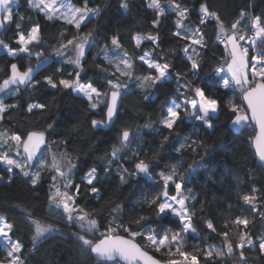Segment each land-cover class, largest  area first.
I'll use <instances>...</instances> for the list:
<instances>
[{"label": "trees", "instance_id": "1", "mask_svg": "<svg viewBox=\"0 0 264 264\" xmlns=\"http://www.w3.org/2000/svg\"><path fill=\"white\" fill-rule=\"evenodd\" d=\"M72 1L81 5V0ZM16 2L13 23L6 26L1 38L12 48H18L19 45L14 42L18 34H28L31 28L38 24L40 43L30 46L32 52L42 51L45 56L53 57L55 62L37 76L36 79L40 83L34 88L20 90L16 94H13L12 89L11 92H7L4 103L16 104L18 107L9 108L4 113L0 129L18 133L22 137H26L32 131H44L47 136L46 146L51 148L52 153H63L67 148L77 161L73 188L77 184L80 185V195L76 199V204L96 215L101 221V231H104L109 222V212L114 203L123 205L122 211L117 215L126 225L135 218L141 216L145 218L140 224L131 225L133 231H145L148 228H155L157 232L161 229L178 231L181 227L178 218L165 215L157 220L154 211L156 204L150 203L153 196L159 194L163 188L159 174L161 172L167 174L171 166L176 165L184 179L182 190L189 198L186 204L191 215V223L196 229L195 234L188 233L183 250L197 255L199 264H240L235 256L231 259L214 257V261H206L203 253L197 249L204 248L207 244L220 245L222 237L217 233L222 231L229 232V239L235 246L239 230L231 221L235 217H245L251 221L248 230L254 241L252 248L245 249V254L254 264H264V256L258 250L260 238L264 237V203H261L264 201V169L253 150L251 129L241 131L231 127L235 114L230 110L229 104L244 107L242 94L236 90L223 89L213 74L217 68L223 66L226 59L224 46L216 39L218 34L216 22L209 20L206 24L200 25L207 47L199 50L200 68L194 75L190 61L183 51L190 41L173 35L176 31L175 13L168 10L164 16L159 17V25L154 27L153 20L157 19V14L155 10L147 7V0H88L89 6L101 8V14L98 17H91L82 24L79 34L91 31L100 42L86 53L81 82H91L102 91L107 90L104 81L111 78L108 72H111L112 68L98 55L100 49L109 43L106 37L117 35L124 50L134 61L133 78L131 80L121 78L122 82H129L132 88L126 95L123 94L115 123L109 130L103 131L95 130L91 121L105 118L104 105L93 110L89 107L88 101L76 95L73 90H65L62 87L53 89L44 82V77L48 75H52L54 80L74 79L75 72L79 71L74 65L51 56L52 49L60 41L76 34L74 26L62 21L47 20L43 14L30 7V0ZM123 2L128 3L127 10L121 7ZM179 2L189 7V19L185 23L192 26L199 25L202 15L200 6L204 3L208 5L210 11L220 16L226 28L239 18L241 11L247 13L249 18L252 15L264 17V0H179ZM167 3L168 0H161L163 6ZM137 34H158L159 47L146 40L137 49L133 40ZM144 52L152 53L150 58L154 60L163 56L161 62L170 63L169 72L172 76L182 81L188 80L192 85L204 87L206 94L209 92L215 94L219 101V109L212 119L213 129H206L201 126V122L185 119L183 115L181 122H178L171 133L161 126L160 121L164 118L165 110L173 100H178L176 89L179 85L174 77L166 87L161 88L157 85L151 96L148 94L153 88H140L135 76H143L151 71L138 59ZM12 63H16L24 70L29 64L34 67L36 59L10 58L6 54H0V82L9 75ZM102 68H108V72L102 71ZM209 85L212 87L209 88ZM146 95L148 99L144 98ZM32 103H44L47 108L34 109L29 113L27 107ZM244 109L247 111L245 107ZM148 122H152V128L144 127ZM48 124H52L53 127L49 129ZM123 129L130 130L133 136L138 134L139 139L133 140L128 148L123 149L118 160L113 161L111 171L105 172L106 159L110 158L113 145L119 144V134ZM165 135L168 136L167 141L163 140ZM189 137L202 140L204 145L198 147L196 151L187 146L180 149V144ZM133 150L140 153V156H134ZM48 154L50 152H47L45 158L49 160ZM138 159H145L149 163L150 176L146 177L141 173L129 179L127 183H121L118 175L120 167L133 172ZM93 167L97 169L99 176V181H95L94 184L99 187V197L102 198L90 193L88 189L91 186L83 179ZM3 169L0 164V175L4 177L0 180V216L4 217L6 223L14 226L12 238L19 239L23 245L19 255L24 264H105L97 261L90 253L82 254L79 243L71 235L76 228L67 227L60 217L53 216L48 199L53 172L44 170L40 183L33 188L18 173H12V182L8 183L9 173ZM253 189L256 190L255 193ZM168 193L169 197L175 195V188L171 183ZM244 194H255L258 197V211L243 203L241 197ZM33 218L46 222L59 231L34 245L31 239L34 234V226L31 223ZM208 220L216 226L217 233H212L206 227ZM242 228L243 226H239V229ZM118 234L128 237L122 230H119ZM143 239L138 236L135 241L140 243ZM144 249L163 262L168 259H179L163 255V250L155 252L151 246ZM8 259L0 243V260L7 264Z\"/></svg>", "mask_w": 264, "mask_h": 264}, {"label": "snow or ice", "instance_id": "2", "mask_svg": "<svg viewBox=\"0 0 264 264\" xmlns=\"http://www.w3.org/2000/svg\"><path fill=\"white\" fill-rule=\"evenodd\" d=\"M16 0H0V35L7 25L13 23V5ZM30 7L42 12L47 20H62L68 25L74 26L76 34L71 38L62 40L52 49L51 56L59 57L63 62L70 63L79 71L75 72L74 79H58L54 80L52 75L44 77L46 85L53 89L62 87L65 90L71 89L74 92L81 94L89 103V107L93 110L104 105L106 112L104 119H93L91 121L93 128H107L114 124V117L117 114L118 106L121 102L122 94L126 95L125 90L128 85L122 82L121 78L131 80L134 76V61L129 53L124 50L123 44L117 35L106 37L109 43L105 44L98 55L102 60L112 68L108 72V68H102V71L108 72L111 78H106L104 83L107 85V90L102 91L100 88L93 86V83L81 82V72L85 62L86 52L96 47L99 44V38L93 36L91 31L79 34L81 25L89 20V17H98L101 14L99 6L89 7L88 0H81V6H74L70 0H30ZM121 7L128 9V3L123 2ZM147 7L155 10L157 19L153 20V25H159V17L166 13V9L175 13L176 31L173 35L180 37L190 43L183 48L187 60L190 61L191 70L196 75L200 68L199 50L207 47L204 40V33L200 25L206 24L209 20L216 22L218 26L217 41L224 45L227 50V58L223 61V66L214 71V75L220 77V86L225 89H238L242 94L243 100L246 102L247 111L244 107L236 104H229L230 110L235 114L231 124L234 128L244 131L253 132L252 143L255 147V154L258 156L260 166L264 168V17L260 15H252L250 18L244 11L240 12L239 18L233 22L230 27H225L220 16L210 11L206 3L200 6L202 13L199 25L192 26L185 24L189 19V7L183 5L179 0H168L166 6H162L161 0H149ZM21 19H23L21 17ZM242 21L244 23H242ZM248 25V27H245ZM86 26V25H85ZM19 27V25H17ZM63 35V33H62ZM137 49L144 43L145 40L151 41L159 47V36L157 35H140L133 37ZM15 44L18 48H12L4 39L0 38V48H3L7 55L13 58H27L31 60L33 56L36 59V64L33 67L31 64L26 69L21 68L16 64L10 65V74L0 82V93H5L10 87L13 94L20 91L21 86L25 88H34L40 83L37 80V72L50 62V57L45 56L44 52L33 53L30 46L40 43V26H33L28 34L20 33L15 39ZM196 45L198 48H193ZM191 49V52H190ZM23 54V55H22ZM152 53L144 52L138 57L143 65L147 66L148 74L143 76H135L140 88H155L159 85L161 88L166 87L172 80V75L169 72L170 63L163 61V56L158 60L151 59ZM99 66V65H98ZM230 74L228 78L221 76L225 71ZM61 71V69H57ZM71 75V73L69 74ZM180 74H177L179 76ZM176 89L179 94V102H173L171 106L165 110L164 118L160 121L163 128L168 129L171 133L174 128L181 122L182 115L185 119L201 122V126L206 129H213L212 119L214 114L218 112L219 101L215 98V94L209 92L206 94L205 88L200 85H192L190 81H177ZM209 88L212 85L208 86ZM148 99L146 95L144 97ZM18 105H8L0 99V121L4 119V113L9 108H16ZM47 105L44 103H32L28 105L27 112L31 113L34 109L44 110ZM49 129L53 127L48 124ZM145 128H152V122L144 125ZM120 140L118 145H113L110 158L106 159L105 172L111 171L113 161L118 160L119 153L123 149L128 148L133 140L139 139V135L133 136L130 130H121ZM168 136H163V140L167 141ZM65 144L67 142L65 141ZM46 145V135L44 131H32L22 137L20 134L10 132L6 129H0V164L4 166L3 171L9 173L8 183L12 182V173L14 170L29 178V183L35 188L41 181L42 171L48 170L54 174L51 177L52 184L49 191V207L53 210H58L65 214L66 221L71 224L76 231L71 235L75 237L80 245L81 253L94 254V257L105 264L113 262V264H199V258L193 253L183 250V244L188 233H196V229L191 223V215L186 204L188 201L187 195H181L184 179L178 172L177 166L172 165L170 171L165 174L161 172L159 179L163 182L161 192L154 195L151 199V204H156L154 209L157 220L165 215H172L178 218L181 225L178 231L161 229L157 232L155 228H148L145 231H133L131 225L140 224L145 218L143 216L135 218L129 224H125L124 220L117 214L123 209L120 203H114L109 212V222L104 231H101V221L93 212L85 210L76 204V199L80 195V185H75L74 169L77 168L76 158L65 149L63 153H51V160L44 158L41 153V148ZM202 140L186 138L179 148L184 149L186 146L196 151L198 147H202ZM162 146V145H161ZM51 152V148L46 149ZM134 156L139 157L140 153L133 150ZM207 154V153H205ZM39 156V158H38ZM35 165V166H34ZM150 176V165L145 159H138L134 165V171L129 172L127 168L120 167L119 180L121 183H127L129 179L139 174ZM4 177L0 175V180ZM87 185L91 186L88 190L90 193L99 197L100 189L94 184V181H99L97 169L91 168L83 178ZM155 182V181H154ZM173 184L176 195L169 197L168 187ZM253 189V193H255ZM163 197V199H161ZM102 198V197H99ZM245 205H250L253 210L257 208L258 197L255 194H244L241 197ZM157 201H160L157 203ZM264 203V201H261ZM30 215V214H29ZM4 221V217L0 216V222ZM34 226V234L32 236L33 244L42 241L54 232H58V228L38 219H31ZM232 224L237 226L239 230L238 240L235 243L229 239V232L222 231L217 233V228L211 220L206 221V227L212 233H217L222 237L220 245L207 244L204 248L197 250L203 253L206 261H214L227 257L231 259L233 256L238 258L240 264H254L252 260L245 254L246 248H252L254 245L248 225L251 221L245 217H235ZM239 226H243L239 229ZM13 225L3 223L0 226V241L4 250L7 253V264H24L22 257L19 255L23 250V245L19 239L12 238ZM227 227V224L224 225ZM122 230L127 233L128 238L118 234ZM97 234H99L97 236ZM144 239L137 243L136 237ZM151 246L155 252H161L168 257H179V259H168L162 262L159 259L149 255L145 247ZM259 253L264 256V237L260 238L258 244ZM0 264H4L0 260Z\"/></svg>", "mask_w": 264, "mask_h": 264}, {"label": "rangeland", "instance_id": "3", "mask_svg": "<svg viewBox=\"0 0 264 264\" xmlns=\"http://www.w3.org/2000/svg\"><path fill=\"white\" fill-rule=\"evenodd\" d=\"M148 2H149V0H147ZM70 2L74 5V6H77V7H79V6H81V5H78V4H75L72 0H70ZM17 6V2H15V4L13 5V8L15 9V7ZM163 6V5H162ZM89 7H91V6H89ZM32 8V7H31ZM33 10H35L36 12H39V13H41V14H43L42 12H40L39 10H37V9H35V8H32ZM166 12H168V10L166 9ZM44 15V14H43ZM45 16V15H44ZM91 18V16L89 17V19ZM54 21H62V20H54ZM62 22H64V21H62ZM85 22H87V21H85ZM186 24V23H185ZM0 38H1V35H0ZM146 41V40H145ZM223 45V44H222ZM224 46V45H223ZM193 48H198V46H196V45H193L192 46ZM225 49V48H224ZM190 52H191V49H190ZM87 53V52H86ZM225 53H226V58H227V50L225 49ZM0 54H6L7 55V52L3 49V48H0ZM23 55V54H22ZM8 56V55H7ZM10 57V56H9ZM34 57V56H33ZM10 58H13V57H10ZM35 58V57H34ZM59 60L60 61H62V59L61 58H59ZM63 62V61H62ZM147 67V66H146ZM152 71V70H151ZM221 76H224L225 78H228L229 76H230V74L229 73H227V70H226V67H225V71L224 72H222L221 73ZM176 78V80L178 81H181L182 82V80L181 79H179L178 77H176V76H172V78ZM217 79H218V81H219V83H220V77H218V76H215ZM122 80V79H121ZM127 85H128V87H127V89L125 90V92H127V91H129V90H131V86H130V83L129 82H127ZM236 91H238L239 92V90L238 89H236ZM9 92H11V91H9ZM74 92V91H73ZM154 92V88H153V90H152V92H149V96H151L152 95V93ZM76 95H78V96H81L82 98H84L81 94H78V93H76V92H74ZM6 95H8V93H6L3 97H0V99H3L4 100V97L6 96ZM178 96H179V94H178ZM84 99H86V98H84ZM179 102V99L178 100H173L172 102H171V104L173 103V102ZM171 104L169 105V106H171ZM101 105H103V104H101ZM217 114V113H216ZM216 114H214V117L216 116ZM1 122V121H0ZM231 127L234 129V130H238V129H236V128H234L232 125H231ZM48 147L46 146L45 147V149L41 152L42 154H43V156H44V158L46 157V155H47V151H46V149H47ZM51 153L52 152H50V154H48L49 155V161L51 160ZM38 158H39V156H38ZM3 166V165H2ZM35 166V165H34ZM4 167V166H3ZM43 172V171H42ZM13 173H18L19 175H21L23 178H25L28 182H29V178L28 177H24L20 172H19V170H14V172ZM95 182V181H94ZM51 184H52V180H51ZM175 195H176V191H175ZM181 195H184V192H183V190H181ZM52 211V213H53V216L55 217V218H58V217H60L62 220H63V223L65 224V225H67V227H73L71 224H69L67 221H66V219H65V214H63V213H61L60 211H58V210H51ZM172 216V215H171ZM172 217H174V216H172ZM174 218H176V217H174ZM3 223H5V220L3 221V222H0V226H3ZM74 228V227H73ZM191 233V232H190ZM189 233V234H190ZM0 243H1V245H2V241H0ZM2 247H3V245H2ZM4 248V247H3Z\"/></svg>", "mask_w": 264, "mask_h": 264}, {"label": "water", "instance_id": "4", "mask_svg": "<svg viewBox=\"0 0 264 264\" xmlns=\"http://www.w3.org/2000/svg\"><path fill=\"white\" fill-rule=\"evenodd\" d=\"M3 32H4V30H3ZM50 57V56H49ZM55 62V59L53 58V57H50V62L48 63V64H46V65H44L38 72H37V74H36V77L35 78H37V76L41 73V72H43L44 70H46L47 68H49L53 63ZM35 66V65H34ZM9 74H10V68H9ZM12 88L10 87L5 93H7L8 91H10ZM26 88H25V86H21V88H20V90H25ZM5 93H0V96L1 95H3V94H5ZM122 98H123V94H122ZM122 98H121V101H122ZM242 102H243V105H244V107L246 108V102L243 100V97H242ZM120 105H121V102H120V104H119V106H118V111H117V114H116V116L114 117V121H116V118H117V115H118V112H119V109H120ZM247 109V108H246ZM106 112V111H105ZM113 125V124H112ZM112 125H110L109 127H107V128H94L95 130H98V129H101V130H103V131H107V130H109V128L112 126ZM46 145H47V136H46ZM46 145L44 146V147H42L41 148V152L45 149V147H46ZM253 150H254V153H255V147L253 146ZM255 156H256V158L258 159V156L255 154ZM258 162H259V159H258ZM259 164H260V162H259ZM262 169H264V168H262ZM125 238H128V237H125ZM136 242V241H135ZM145 250V249H144ZM148 254L149 255H152V254H150L149 252H148ZM92 256L94 257V254H92ZM153 256V255H152ZM154 257V256H153ZM95 258V257H94ZM154 258H156V257H154ZM96 259V258H95ZM157 259V258H156ZM97 261H100V260H98V259H96ZM100 262H104V261H100ZM163 262V261H162ZM109 263V262H108ZM121 264H124V262H121Z\"/></svg>", "mask_w": 264, "mask_h": 264}]
</instances>
